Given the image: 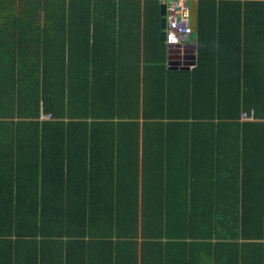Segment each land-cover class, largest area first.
I'll list each match as a JSON object with an SVG mask.
<instances>
[{"label": "trees", "instance_id": "trees-1", "mask_svg": "<svg viewBox=\"0 0 264 264\" xmlns=\"http://www.w3.org/2000/svg\"><path fill=\"white\" fill-rule=\"evenodd\" d=\"M162 2L0 0L37 31L31 77L0 87V141L16 157L0 161V253L193 264L200 245L216 264H264V0H198L191 70L168 65ZM98 142L133 161L100 165ZM149 145L166 155L147 163Z\"/></svg>", "mask_w": 264, "mask_h": 264}, {"label": "crops", "instance_id": "crops-1", "mask_svg": "<svg viewBox=\"0 0 264 264\" xmlns=\"http://www.w3.org/2000/svg\"><path fill=\"white\" fill-rule=\"evenodd\" d=\"M23 0H1L2 7L6 9V7L9 6H16L19 7L21 5ZM36 16L35 14H19V13H13V12H3L0 13V87L4 91V88H6V91L11 90V86L14 80V73H17L19 69H25L23 71V74L28 81L29 77H31V72L29 70L36 68V24H35ZM21 21V22H20ZM196 31H193V33L189 36L190 42L186 41L182 45H175V52L172 53V55L168 56V65H172V67L175 66H190L188 70H191L194 68L197 64V40H196ZM167 44V43H166ZM168 45V44H167ZM53 46V44H52ZM257 46V45H256ZM181 51V53H178V51ZM178 54H180V57H178ZM170 57V58H169ZM182 69V68H178ZM141 82V86H142ZM7 109H11L10 106L7 107ZM41 116L43 115H49V118H51L50 114H45L43 112V106L41 104ZM245 113V112H244ZM243 115V114H242ZM241 115L242 121H255L257 120L254 118V115L251 113L252 118L245 119ZM41 118V117H40ZM46 118V119H49ZM142 120V119H140ZM4 131L0 133V139L2 140L4 137ZM120 142H98L97 143V151H96V157L98 163L101 165L105 161L106 158L113 159L114 162L121 164V161H131L133 158L130 155V152L125 154L121 153V146ZM140 150H139V159L140 162L144 157V151L143 143H139ZM82 148L88 149L89 144L81 145ZM10 145L7 143V141H0V161H6L8 159H16L15 156H13L10 152ZM87 147V148H86ZM130 149L134 148L133 146H129ZM149 150L148 152H145L147 154L146 159L147 163L153 161V159H157L160 155L163 156L166 153H163V148L161 150L159 149L161 146H148ZM225 147L228 149H231L230 146L225 145ZM35 149V147H31ZM30 148V149H31ZM158 150V151H156ZM23 152V151H22ZM82 156V152L79 154ZM229 156H233L232 153ZM73 157V156H72ZM77 159L76 157H73ZM133 161V160H132ZM130 164V163H129ZM141 164V163H140ZM177 191V195H181L182 197L186 196V192H179ZM114 239L117 238L114 236ZM139 242L142 240V237L139 236L138 238ZM197 247V248H196ZM196 250L192 253L191 258L192 261H194L193 264H216V254L205 252L204 249L198 245L196 246ZM170 257H177L175 253H167ZM167 255H164L163 253H155L150 254L147 256L145 262L141 259V254L139 253L137 255V263L136 264H169L167 263ZM57 256H52L51 258H43V261H45L48 264H59L60 262H57L58 258H55ZM63 257V255L61 256ZM72 258L74 260H78V263H71V264H83L80 263L79 260L83 259L82 255H79V253H75L72 255ZM88 259L87 257H85ZM91 259H94L92 263H85V264H126L124 261H133L135 262L134 257H125L122 255L117 254H110L101 252L100 254H96V256H93ZM173 259V258H172ZM178 259V258H175ZM27 258H25V255L23 253H20L19 256H9L6 253H0V264H26ZM131 264V263H127ZM135 264V263H132Z\"/></svg>", "mask_w": 264, "mask_h": 264}, {"label": "built area", "instance_id": "built-area-1", "mask_svg": "<svg viewBox=\"0 0 264 264\" xmlns=\"http://www.w3.org/2000/svg\"><path fill=\"white\" fill-rule=\"evenodd\" d=\"M166 4V43L182 45L193 33L190 0H163ZM243 118H252L243 113ZM42 118H49L43 115Z\"/></svg>", "mask_w": 264, "mask_h": 264}, {"label": "water", "instance_id": "water-1", "mask_svg": "<svg viewBox=\"0 0 264 264\" xmlns=\"http://www.w3.org/2000/svg\"><path fill=\"white\" fill-rule=\"evenodd\" d=\"M197 1L198 0H190V6H191V26L193 30L195 31L197 29ZM160 40L163 42H166V4L162 2L161 4V20H160ZM169 53L172 55L173 52H175V45L174 44H168ZM176 53V52H175ZM178 53H181L179 50ZM178 57H180V54H178ZM170 58V57H169ZM172 68H182V69H189L190 66H175Z\"/></svg>", "mask_w": 264, "mask_h": 264}, {"label": "rangeland", "instance_id": "rangeland-1", "mask_svg": "<svg viewBox=\"0 0 264 264\" xmlns=\"http://www.w3.org/2000/svg\"><path fill=\"white\" fill-rule=\"evenodd\" d=\"M188 42H190V40H188Z\"/></svg>", "mask_w": 264, "mask_h": 264}]
</instances>
